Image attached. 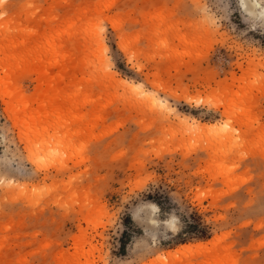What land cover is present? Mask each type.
<instances>
[{
	"label": "rangeland",
	"instance_id": "rangeland-1",
	"mask_svg": "<svg viewBox=\"0 0 264 264\" xmlns=\"http://www.w3.org/2000/svg\"><path fill=\"white\" fill-rule=\"evenodd\" d=\"M263 106L242 0H0V264H264Z\"/></svg>",
	"mask_w": 264,
	"mask_h": 264
},
{
	"label": "trees",
	"instance_id": "trees-1",
	"mask_svg": "<svg viewBox=\"0 0 264 264\" xmlns=\"http://www.w3.org/2000/svg\"><path fill=\"white\" fill-rule=\"evenodd\" d=\"M157 205L161 207V202H157ZM184 223L185 225L181 232V244L191 241H207L214 235L212 226L205 222L203 216L198 211L192 212L190 216L184 220ZM125 235H127L126 232ZM122 248L123 250L125 248L124 241H122Z\"/></svg>",
	"mask_w": 264,
	"mask_h": 264
},
{
	"label": "bare ground",
	"instance_id": "bare-ground-1",
	"mask_svg": "<svg viewBox=\"0 0 264 264\" xmlns=\"http://www.w3.org/2000/svg\"><path fill=\"white\" fill-rule=\"evenodd\" d=\"M242 5L248 13L264 20V7H260L255 0H242ZM124 83H126V82H124ZM136 86H138V85H136ZM1 94H3V93H1ZM192 247H193V245H191V244H184L181 247V249L187 250V249H191Z\"/></svg>",
	"mask_w": 264,
	"mask_h": 264
},
{
	"label": "crops",
	"instance_id": "crops-1",
	"mask_svg": "<svg viewBox=\"0 0 264 264\" xmlns=\"http://www.w3.org/2000/svg\"><path fill=\"white\" fill-rule=\"evenodd\" d=\"M263 108H264V106H263ZM263 122H264V119H263ZM173 249V248H172Z\"/></svg>",
	"mask_w": 264,
	"mask_h": 264
}]
</instances>
